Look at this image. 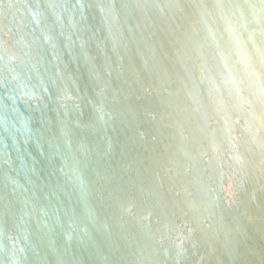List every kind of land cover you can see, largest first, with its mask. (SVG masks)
<instances>
[{
	"label": "bare ground",
	"instance_id": "bare-ground-1",
	"mask_svg": "<svg viewBox=\"0 0 264 264\" xmlns=\"http://www.w3.org/2000/svg\"><path fill=\"white\" fill-rule=\"evenodd\" d=\"M4 80L0 264H264V0H0Z\"/></svg>",
	"mask_w": 264,
	"mask_h": 264
},
{
	"label": "water",
	"instance_id": "water-1",
	"mask_svg": "<svg viewBox=\"0 0 264 264\" xmlns=\"http://www.w3.org/2000/svg\"><path fill=\"white\" fill-rule=\"evenodd\" d=\"M137 1L138 0H134V4L135 5H137ZM30 7L32 8L33 11H35V8L32 5H30ZM47 19H48L49 22H51V20H50V18L48 16H47ZM146 35L149 38L148 40H151L150 33H148ZM71 36H72V40H76V39H74L73 35H71ZM71 36L68 37V39H71ZM77 40H78V38H77ZM79 45L80 44H76L77 48L79 47ZM138 57L140 58V60L145 61V55L142 52H140L138 54ZM51 58L52 57L49 58V62H51ZM65 59L67 60V58H65ZM39 76H40V74H39ZM127 79H128V81H126ZM5 82L6 81L4 80V82L2 84H0V95H2V96L5 93V88L6 87H4V86L7 84V83L4 84ZM124 82L127 85H129L130 82H131V79L125 78ZM29 86H30V90L28 92H25L24 94H21V95L18 94V92L16 90H13L12 92H9L10 95H11V97L14 100V103L17 104L18 110L16 112L11 111L10 109L7 110L6 107L3 105V107H4L5 111H6V117L8 118V121H9L8 126L10 127V124H11V125H13L11 128L14 129L17 133H20V134L21 133H25L26 135H30L28 133L29 128H27V126L24 124L25 119L26 118H29V113H27V112H29L30 109L36 110L38 108L39 109L40 108H45L46 110H48L49 108H51L49 106V104H48V102H49L48 99L46 98V96L44 94H42L43 91L40 90V86L37 85L36 87H34V85H32L31 83H29ZM101 86H102V84H100L99 90H100V88H102ZM99 90L97 92L103 94ZM145 90L147 91V93H150L151 92V89L148 86L146 87ZM61 93H62V96H64V103H61L58 99H56L57 108L60 109L61 111H65L64 109L65 108H69V107H71V108H77V106L79 104H81V102L83 103V100L77 96V98H76L77 103L75 105H73V102L71 101V97H72L71 92H69V91H63ZM21 97H23L24 99H21ZM104 97H106V95H104ZM32 99H34V101ZM84 102L88 103L87 100H85ZM93 107H94V116H95V119L89 121V123L92 124L93 127L95 126V127L99 128L98 129L99 132H100V128L102 129V131L105 132V134L107 136L105 137V136H103V135L100 134V137L101 138H108L109 137L108 136V129H107L106 125L108 124V120L109 119H113L114 118V115L111 112L112 110H109V112L107 113V110H105V108H106L105 104L103 102L100 103V102H97V101L93 103ZM7 111L10 112L12 116L9 115ZM37 111L39 112V110H37ZM141 113H145L146 115H144V119L145 120H149V117H146V116H151L148 113V111H146V112H143L142 111ZM237 116H238V114H233L231 116V123H233L232 124L233 126H235L236 123H238ZM14 117L15 118H18V122L15 120ZM22 120H23L24 126L22 125ZM138 128H139V126H135L134 127V131L136 132V134L139 135V136H141L142 133L139 134V132L142 131L143 132V136H142L143 138L142 139L144 140L146 138L150 142L152 141V143H153V139L156 138V137L153 136V135H148L149 132L147 133V130L138 129ZM235 135H236V131H229V136H231L232 138H234ZM156 139L159 140L158 138H156ZM1 140H4L3 137H1ZM156 143H158V142H155V144ZM4 159H6V157L3 154L2 156H0V160L5 161ZM230 159H232V158H230ZM201 162H203L202 157H201ZM226 167L227 168L229 167V162H226ZM172 168H173V164L166 163V164H164L163 167H161L160 169H155L154 172H153V178L157 181V183H158V185H159V187L161 189V192H164L165 193L166 187H170V185L165 184L164 179L162 180V177H164V175L167 172H171L172 171ZM61 169H62V166H60V168H59L60 175H62ZM113 169H114V166H113ZM183 170H184V168H183ZM157 173L159 174V176H160L163 184H161L160 181L158 180V178L156 176ZM14 182H16V181H14ZM162 188H163V191H162ZM168 191L173 194V188L172 187L169 188ZM223 193H224L223 190H220V192L218 194V197H220L226 205L231 206V205L228 204V201H226L224 199ZM124 209H126L125 211H127V212L130 213V209L129 208H124ZM144 219H147V215L146 214L145 215L143 214L142 220L144 221ZM170 239H171V245H173L174 248L177 251L180 250V246H177V244L175 243V240L172 239V237ZM19 242H21V241L19 240Z\"/></svg>",
	"mask_w": 264,
	"mask_h": 264
}]
</instances>
